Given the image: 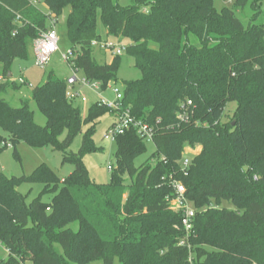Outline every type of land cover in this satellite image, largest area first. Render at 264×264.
<instances>
[{
  "label": "trees",
  "instance_id": "obj_1",
  "mask_svg": "<svg viewBox=\"0 0 264 264\" xmlns=\"http://www.w3.org/2000/svg\"><path fill=\"white\" fill-rule=\"evenodd\" d=\"M32 1L0 0L4 74L15 60L28 59V45L69 7L73 68L102 88L116 85L121 56L99 63L90 46L103 39L99 19L106 40L128 42L125 53L141 73L123 82V106L154 128V151L135 167L146 143L126 130L115 139L109 183L96 184L83 159L97 151L100 118L113 112L94 103L83 116L65 97V79L50 71L31 90L46 119L41 127L28 100L15 108L1 97L11 87L1 80L0 131L13 147L19 141L51 146L74 169L64 179L45 164L28 176L0 175V244L8 251L0 264H264V0H223L232 7L220 11L214 0H132L126 7L115 0H43L48 14ZM248 4L255 13L244 26L235 11ZM187 100L188 119L179 121ZM231 103L236 108L223 121ZM84 127L79 151L68 152ZM6 145L0 134V152ZM187 146L200 151L183 175L179 162ZM169 176L182 181L196 210L187 238L182 214L170 209ZM22 184H42V194L53 197L27 204L17 191Z\"/></svg>",
  "mask_w": 264,
  "mask_h": 264
},
{
  "label": "rangeland",
  "instance_id": "obj_2",
  "mask_svg": "<svg viewBox=\"0 0 264 264\" xmlns=\"http://www.w3.org/2000/svg\"><path fill=\"white\" fill-rule=\"evenodd\" d=\"M120 6L126 7L132 5V0H115ZM34 4L36 7L43 13L48 14L49 10L47 6L43 3V0H35ZM214 7L217 11H220L222 8L227 7L231 8L232 3L229 1L223 0H214ZM260 11L264 12V2L260 6ZM70 12V8L67 7L64 9L62 15L55 20L54 30L58 37V50L52 55L50 62L44 68L37 67L34 64L32 44L28 45V59L26 61L15 60L10 69L4 74L3 65L0 64V77L1 80H8L11 83L9 87L1 97L8 102L12 107H20L22 100L29 101V108L33 112L34 122L44 127L46 125L45 117L39 112L36 107V104L31 98V90L36 85L45 81L47 74L50 71L65 79L66 77L72 74L69 65L63 61V55L68 53L72 46L67 37V28H66V18ZM255 10L251 7L250 4L246 5L243 9H238L235 11L236 17L242 22L244 26H247L252 19ZM97 30L100 36L106 39L105 29L102 26L100 20L97 22ZM116 43L123 45H128L126 40H113ZM156 47V45H154ZM93 56L99 63H106L112 60L110 53L100 51L98 49L93 50ZM121 56L120 68L117 73L118 83L116 86L122 90V85L124 81L138 80L141 78L140 71L135 68L134 60L128 54L123 53ZM10 74V76H9ZM82 73L78 72V77H81ZM0 80V81H1ZM20 80H22L20 82ZM12 84L18 86L17 89H14ZM73 90L80 94V97L86 99V103H81L80 101H75V105H80L82 110V115L85 116L88 108L91 104H94L98 101L97 94L88 89L87 87H82L78 84L73 86ZM104 97L112 98L110 92L104 93ZM236 108L235 103H231L225 110L226 117L223 121L228 120L231 117L232 113ZM115 118L111 115H105L100 118L98 125L96 126L94 134V143L97 148V151L91 154H88L84 157L83 161L85 167L88 171L90 179L96 184H107L110 180V168H115V152L116 144L115 141L106 140L104 138L108 128L111 126ZM86 130V127L83 128L82 132L75 138L73 144L71 145L68 152L77 153L80 149L82 137ZM0 134L7 139V145L0 152V175L3 174L7 177L11 176H28L30 175L38 166L45 164L60 179L66 178L70 175L74 169L70 163H62V153L59 151L53 150L51 146L46 147H31L23 141H19L13 147V144L10 139V135L6 132L0 131ZM66 133H64L59 139L62 141L65 138ZM14 150L17 152L18 157L14 156ZM146 152L135 159V167L142 165L147 159L151 156L154 151V147L151 143H146ZM200 147H185L184 156L190 157L199 153ZM127 178V177H126ZM45 186L42 184H22L17 188V191L25 196L26 203L29 204L39 195L43 202H50L53 197V193L42 194ZM225 207L228 209H234L231 204H225ZM70 228L73 231H76L78 228L77 223L70 225ZM0 258H5V252L0 249ZM89 264H102L101 261H93ZM114 264H118L115 261Z\"/></svg>",
  "mask_w": 264,
  "mask_h": 264
},
{
  "label": "built area",
  "instance_id": "obj_3",
  "mask_svg": "<svg viewBox=\"0 0 264 264\" xmlns=\"http://www.w3.org/2000/svg\"><path fill=\"white\" fill-rule=\"evenodd\" d=\"M34 3V0L32 1ZM55 19H51L48 28L42 32L32 43L34 64L37 67L44 68L50 62L52 55L58 50V37L54 30ZM90 46L93 49H98L100 51L110 53L112 57L120 56L125 53L127 46L116 43L112 40H92ZM75 56V52L69 51L63 55V61L69 65L72 74L65 78L66 82V92L65 97L68 100L80 101L81 103H86L84 97H80L78 92L73 90V86L78 84L82 87H87L91 91L97 94L99 105L107 107L111 112H113V117L115 120L108 128L104 138L106 140L115 141L116 137L123 134L128 129L135 130L138 137L145 143H153L154 140V128L146 122L140 121L134 118L129 108L123 106V91L119 89L115 84L109 83L106 88H102V85L98 81H89L83 75L78 77V71L73 68L72 59ZM22 80H20L21 82ZM110 92L112 98L104 97V93ZM192 106V102L187 100L184 104L180 106V111L177 114V119L179 121H186L188 119L187 111ZM196 155V154H195ZM185 157L183 152V157L179 162L180 171L183 175H187L188 170L191 166L193 157ZM110 168L109 170H111ZM168 183L173 189L174 196L169 198L170 209L175 212H180L182 214L181 226L185 234V238L193 232L194 227V217L196 210L190 205L186 197V188L181 180L169 176ZM180 245H186L185 239L180 241ZM0 249H2L6 254L8 251L2 247L0 244ZM26 264V263H20Z\"/></svg>",
  "mask_w": 264,
  "mask_h": 264
},
{
  "label": "crops",
  "instance_id": "obj_4",
  "mask_svg": "<svg viewBox=\"0 0 264 264\" xmlns=\"http://www.w3.org/2000/svg\"><path fill=\"white\" fill-rule=\"evenodd\" d=\"M105 34H106V31H105ZM105 39V38H104ZM0 80H1V77H0ZM6 254V253H5Z\"/></svg>",
  "mask_w": 264,
  "mask_h": 264
},
{
  "label": "water",
  "instance_id": "obj_5",
  "mask_svg": "<svg viewBox=\"0 0 264 264\" xmlns=\"http://www.w3.org/2000/svg\"><path fill=\"white\" fill-rule=\"evenodd\" d=\"M9 76H10V74H9Z\"/></svg>",
  "mask_w": 264,
  "mask_h": 264
}]
</instances>
